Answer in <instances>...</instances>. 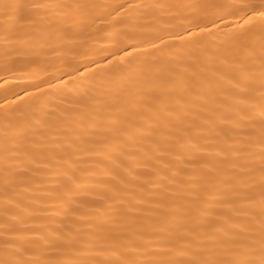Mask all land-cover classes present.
I'll list each match as a JSON object with an SVG mask.
<instances>
[{"label": "snow or ice", "instance_id": "1", "mask_svg": "<svg viewBox=\"0 0 264 264\" xmlns=\"http://www.w3.org/2000/svg\"><path fill=\"white\" fill-rule=\"evenodd\" d=\"M0 264H264V0H0Z\"/></svg>", "mask_w": 264, "mask_h": 264}, {"label": "bare ground", "instance_id": "2", "mask_svg": "<svg viewBox=\"0 0 264 264\" xmlns=\"http://www.w3.org/2000/svg\"><path fill=\"white\" fill-rule=\"evenodd\" d=\"M98 2L101 4H108V3L119 2V0H98ZM107 12H108L107 9H102L101 12L99 13L100 19L96 21L97 26L101 27L100 35H103L104 32L108 30L106 27H104V25H106L107 21L110 19V17L107 15ZM113 15H115V13H113ZM98 43L100 45H104L109 42L100 40ZM50 186L51 185L49 184L48 181H44L43 185L39 188H37L36 185L34 184L32 186V191L29 193V196H42L44 195L46 189L49 188Z\"/></svg>", "mask_w": 264, "mask_h": 264}]
</instances>
